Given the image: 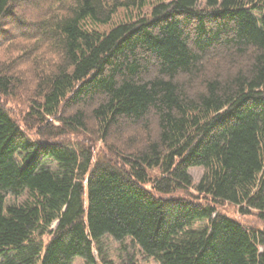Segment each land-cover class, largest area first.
<instances>
[{"label": "trees", "instance_id": "1", "mask_svg": "<svg viewBox=\"0 0 264 264\" xmlns=\"http://www.w3.org/2000/svg\"><path fill=\"white\" fill-rule=\"evenodd\" d=\"M149 1L0 0V23L40 13L0 60V95L29 101L28 129L0 101V264H114L106 236L157 264H264V227L214 205L264 222V0ZM120 8L142 14L89 27Z\"/></svg>", "mask_w": 264, "mask_h": 264}, {"label": "rangeland", "instance_id": "2", "mask_svg": "<svg viewBox=\"0 0 264 264\" xmlns=\"http://www.w3.org/2000/svg\"><path fill=\"white\" fill-rule=\"evenodd\" d=\"M43 2H46V0H43ZM158 0H150L146 8H144L143 13H147L151 10V7L157 3ZM30 8L27 10L19 9L16 10V15H9L8 17H5L3 21L0 23V28L3 29L0 30V60H8L9 57L12 55H19L20 51H17L18 53H15L17 49H20V45H26L31 44L32 42H27V37H22L20 31H16L19 28L22 27L21 23L20 25H17L19 21L18 19L25 20V22H33L34 20L39 19L40 13H36L35 10L29 11ZM142 14V13H141ZM138 14L136 10H126L123 8H120L118 12L113 17L112 21L108 24H95L92 22H89V27L96 28L100 31H107L110 29L113 25L120 23L122 21H128L131 19H134L136 16L141 15ZM21 26V27H20ZM19 33V34H18ZM4 36V37H3ZM23 52H21L20 55H22ZM0 101L3 105L6 106V108L9 110L10 114L15 118L18 122L22 123L24 122V118L27 114L28 107H29V101H24L19 98L15 97H8V96H2L0 95ZM25 128L24 123H22ZM58 124V123H56ZM32 126H29L31 128ZM28 129V128H27ZM35 130V129H34ZM30 129V132L35 135V131ZM37 136V135H36ZM84 137L83 135H70V136H64L57 138L60 141L70 140L71 142H76L81 140L80 138ZM93 144V143H92ZM96 146L95 148V159H97L98 156H104L106 155L107 147L102 142H97L94 144ZM190 173L193 178L194 184H197L199 180L201 179L203 175V168L202 167H191ZM191 194H197L195 189L192 187L189 192H178L175 195H173V198L177 197H185L189 196ZM217 208L218 212L226 214L232 218H235L239 220L242 224H244L247 227L250 228H263L264 222L259 221V219L256 216V213L253 212L252 214L247 215H241L238 211V207L235 205H232L228 202H220L219 204H214ZM102 249L108 256L110 260L114 262V264H121L125 259L128 258L129 255L135 256L136 260L140 262V264H157L153 259L145 257L140 251L139 248L136 247L134 244H132L129 240L125 245H122L120 242L114 240L113 238L106 236L102 241ZM95 254L98 257V251L95 249ZM74 264H85L84 259L77 257L74 261Z\"/></svg>", "mask_w": 264, "mask_h": 264}]
</instances>
